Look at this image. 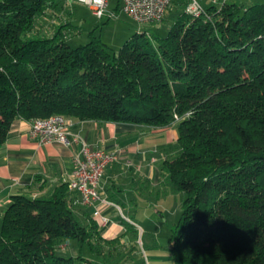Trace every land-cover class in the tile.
Instances as JSON below:
<instances>
[{
	"label": "trees",
	"instance_id": "obj_1",
	"mask_svg": "<svg viewBox=\"0 0 264 264\" xmlns=\"http://www.w3.org/2000/svg\"><path fill=\"white\" fill-rule=\"evenodd\" d=\"M171 5L165 35L151 28L111 51L91 32L71 47L79 31L68 20L51 27L58 12L72 14L65 0H0V146L16 117L161 127L177 116L178 152L162 161L184 194L168 238L175 263L264 264V1H211L198 15L186 0ZM71 201L65 183L46 197L12 196L0 264L88 262L57 251L99 244Z\"/></svg>",
	"mask_w": 264,
	"mask_h": 264
},
{
	"label": "crops",
	"instance_id": "obj_2",
	"mask_svg": "<svg viewBox=\"0 0 264 264\" xmlns=\"http://www.w3.org/2000/svg\"><path fill=\"white\" fill-rule=\"evenodd\" d=\"M199 2L205 5V0ZM29 128V120L16 117L0 146V221L12 196L24 194L46 197L56 187L67 184L72 173V156L81 147V143L66 146L56 141L38 144L29 138ZM69 132V138L71 134H77L89 148L119 150V160L106 166L100 179L99 194L112 203L99 207L100 216L93 215V206L78 202V192L69 190L71 209L77 220L83 225L95 224L99 247H106L108 242H114L127 234L126 225L136 228L137 223L131 215L138 204L153 199L151 194L156 193L160 197L163 191L166 192L162 188L164 183L170 182L162 169V161L178 152L177 122L147 127L129 122L71 119ZM172 187L171 193L174 192ZM102 217L107 218V221L103 222ZM124 254L118 263L114 262L118 256L111 257L112 264H140L133 252ZM144 254L147 264H176L173 252ZM85 259L88 260L86 264H99L97 259Z\"/></svg>",
	"mask_w": 264,
	"mask_h": 264
},
{
	"label": "rangeland",
	"instance_id": "obj_3",
	"mask_svg": "<svg viewBox=\"0 0 264 264\" xmlns=\"http://www.w3.org/2000/svg\"><path fill=\"white\" fill-rule=\"evenodd\" d=\"M119 1L110 0L107 12L101 19L93 16L91 10L83 4L66 2L67 8L72 10V14L67 13L65 10L58 12L59 17L54 16L51 19L53 20L51 27H56L59 22L68 20L79 31V33H74L75 30L71 32L72 34H69L67 43L71 47L86 44L91 32L107 44L111 51H118L135 33L149 31L152 28L157 30L160 35H165L173 23L174 15L171 11V9L174 10L173 5L169 7L170 12L168 11L161 21L150 26L138 23L126 15L122 11ZM211 1L205 0V6L209 5ZM170 188L169 183H164L162 189L166 192L163 191L160 197H157L154 193L151 194L153 196L149 195L153 199L138 204V208L131 215V218L137 223L136 228L126 225L128 232L125 236L114 242H108L106 247L102 245V248L95 242L91 245L84 244L79 247L76 241L69 240L65 243L64 249L57 250L58 253L65 257L81 255L83 258L97 259L99 264H112L111 257L118 256L114 261L118 263L125 256L124 252H133V255H136L134 258H138L140 264H147L145 262V252H172L168 238L172 234V230L176 229L175 225L182 212L184 194L175 188L173 189L174 192L171 193ZM97 252H106V254H98ZM111 252L116 253L109 254ZM146 256L148 257L147 254ZM143 260L145 263H143ZM74 264L86 263L83 260L75 259Z\"/></svg>",
	"mask_w": 264,
	"mask_h": 264
},
{
	"label": "built area",
	"instance_id": "obj_4",
	"mask_svg": "<svg viewBox=\"0 0 264 264\" xmlns=\"http://www.w3.org/2000/svg\"><path fill=\"white\" fill-rule=\"evenodd\" d=\"M68 3H79L88 7L97 19L105 16L110 0H65ZM174 0H120L122 11L141 24H154L161 21ZM221 3L224 0H212ZM186 12L198 15L201 12L199 0H186ZM179 118L175 116V121ZM71 118L53 114L45 118L29 120L28 136L38 144L56 141L66 146L81 143L79 152L72 156V173L67 182L69 190L78 192V202L82 205L93 206L94 216H100L101 205L112 204L107 198L99 194L100 179L106 166L119 160V150L106 151L89 148L77 134L69 132ZM129 164V162H127ZM106 222L107 218L102 217Z\"/></svg>",
	"mask_w": 264,
	"mask_h": 264
}]
</instances>
